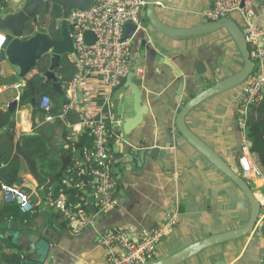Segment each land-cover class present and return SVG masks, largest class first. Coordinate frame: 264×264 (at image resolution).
I'll use <instances>...</instances> for the list:
<instances>
[{"label":"crops","instance_id":"1","mask_svg":"<svg viewBox=\"0 0 264 264\" xmlns=\"http://www.w3.org/2000/svg\"><path fill=\"white\" fill-rule=\"evenodd\" d=\"M8 1L0 0V5L5 8ZM212 6V0H157V13L162 22L169 26L191 28L208 22L205 13ZM16 11L17 9L12 8L7 13ZM257 14L258 24L264 28L262 6L257 7ZM239 18L242 24L240 15ZM142 20L148 23L146 10ZM158 37L161 43L154 46L155 52L165 61L171 62L182 74L184 92L178 95L180 82L176 73L155 60L151 70V84L143 89L142 107L145 109V116L140 125L131 128V130L137 128L131 135L132 143L138 144L135 147L138 150L154 147L165 150V158L161 163L163 167L157 160L152 159L146 160L140 166L139 159L134 160L133 171L130 167L129 171L120 167L119 174L123 176L121 189L131 190V194L121 203L118 211L109 209L108 212L100 213L94 204L92 193L89 190L82 191L85 197L82 207L97 208L96 215L83 211L94 223L76 233L69 224L66 229L63 228L66 222H55L54 228L60 234V238L58 239L57 233L52 235L53 241H58L57 245L51 247L56 250L54 264H109L110 255L123 253L121 247L116 246L109 250L99 242L103 234L113 229L127 228L131 238L137 240L143 230H154L174 220V225L158 245L155 261H159L201 240L239 230L248 224L251 208L241 190L202 157L174 126L177 115L188 100L239 72L244 66L243 59L235 43L233 42L236 49L233 45L231 48L222 31L184 41L171 40L160 34ZM135 60L140 61L141 55L139 49L133 47L131 69ZM65 62L73 64L69 57ZM64 63L61 64L59 81L67 96L77 73V66H74L75 73L71 81L63 85L61 72ZM158 68L162 69L163 75ZM145 72L148 73L146 64L141 63L138 75L143 76ZM37 73L38 70L35 69L27 78L20 79L18 71L7 59L0 58V171L9 167L8 163L11 164V171L14 174L19 171L17 181L8 182L2 179L0 186L7 183L21 188L35 205L34 212L26 215L27 220L24 223L20 222L18 219L21 216L18 219L16 215L13 217L14 213L19 211L18 205L4 203L0 193V213L3 216L0 217V234L8 232L7 237H0V264H8V259L12 256L18 258V263L15 264H22L31 256L30 253L28 255L24 253L29 248L28 244L21 238L17 239V236L19 233L23 237L33 233L32 229L41 225L42 217L49 218L47 212L49 207L57 209L54 204L61 198L60 195L54 196L55 186L63 179L74 176L73 173L83 162L78 151L75 152L65 175L63 173L62 178L48 191L47 185L50 178L59 173L62 166L60 157L70 153L68 148L70 145H77L79 140L85 137L83 149L93 147V137L87 134L88 122L101 121L110 128L112 133L110 143L115 135L113 98L119 88L111 93L104 85L102 77L97 74L82 78L75 87L80 111L70 110L73 122L67 123L64 116L63 118L60 116V119L54 116L53 120L48 122L46 116L44 118L42 114L37 113L38 99H35L32 92L34 86L31 79ZM43 80L44 85H50L53 92L52 84H45V79ZM125 82L126 79L124 84ZM243 88L240 86L207 100L186 119L188 127L236 171L240 168L239 160L244 141H248L246 132L244 133L239 126L241 114L239 99ZM53 93L60 96L59 112L66 116L67 113L64 111L61 113L63 97ZM12 103H16V107L9 113ZM134 115L133 113L132 116ZM66 131L69 135L71 131H77L78 140L75 143L70 141V137H66ZM39 136L46 142L48 150L54 154L53 161H56L54 167L40 172L45 180L31 170L30 160L25 156L29 154L32 158L30 152L36 149L49 154L43 150L42 140L33 138ZM24 143L26 147L23 146ZM18 147L25 155L17 154ZM120 152H124V149L121 148ZM55 167L59 169L57 173ZM115 179L117 199L116 175ZM248 182L254 192H258L259 198L260 195L264 196L262 192L264 179ZM43 183L45 186H41ZM4 209L13 212L10 213V217L3 213ZM67 209L72 211L77 208L66 206L65 211ZM258 224L257 229L251 234L205 249L181 264H264V232L261 230L264 221ZM43 230L41 228L40 233H43Z\"/></svg>","mask_w":264,"mask_h":264},{"label":"water","instance_id":"2","mask_svg":"<svg viewBox=\"0 0 264 264\" xmlns=\"http://www.w3.org/2000/svg\"><path fill=\"white\" fill-rule=\"evenodd\" d=\"M94 1L95 0H9L5 8H1L0 5V31L8 32V35L12 37V40L6 44L4 49V54L8 63L18 71V77L20 79H25L47 57L49 59V66L46 71L40 73V76L45 79V84H52L53 92L58 93L63 97L61 113H63L64 108L69 104L68 97L65 95L59 81L61 64L64 56L67 57L72 55L76 61V56L73 54V36L70 32L67 19L69 18L70 13L75 9H90ZM146 2V19L148 23L142 21L140 25L128 23L125 26L124 38L131 40L132 48L139 49L141 60L134 61L133 67L126 77L125 84L114 93L113 98L114 120L116 126L114 139L110 143V147L115 158L114 174L117 177L116 190L118 205L116 204L109 208L113 209L111 211H118L121 203L131 194V190L124 191L121 189L123 176L119 174L120 167H123L126 171H129L130 167V170L133 171L134 166L132 163L134 160L138 159L139 166L141 163L143 164L146 162V160L151 159L157 160L160 166H162L161 163L165 158L166 151L159 147L146 148L144 150L136 149L135 147L138 144L132 143L131 135V133L137 129L135 128L131 130V128L140 125L145 116V109L142 107L143 89L151 84L150 76L154 62L160 61L165 64V66L170 67L176 73L180 82L178 95L180 96L184 92V77L182 74L174 68V65L171 62L165 61L161 55L156 54L155 52L154 46L161 43L158 35L160 34L175 41H184L224 30L232 38L244 63L243 68L236 74L206 88L188 100L177 115L174 126L180 135L202 157H204L241 190L250 204V219L244 228L214 235L205 240H201L168 258L150 263L181 264L205 249L245 237L254 232L259 226L257 223L262 213V204L257 198L250 183L241 175V169L239 168L237 171L232 169V167L217 152L202 141L188 127L186 122L187 116L202 103L224 92L242 86L253 72H256V70L255 64L250 56L249 47L245 40L243 29L234 20L227 17L214 22L208 21L203 24H198L191 28H174L162 22L159 18L157 13V0H146ZM47 4H54L61 9L60 40H55L51 36L49 29L42 26L38 21L37 11ZM12 8L17 9V11L7 13L8 10ZM29 21H32L35 24V33L31 38L26 39L24 37V29ZM86 36L89 44H92L95 41L93 33L89 32ZM141 63H145L146 70H148V73L145 72L143 76L138 75V68ZM158 69H160V74L163 75L162 69ZM154 71L155 70L153 69V72ZM15 107L16 103H12L9 107V113L13 112ZM133 113L135 114L134 116H132ZM5 115H7V113ZM129 130L131 131L128 132ZM90 133L91 130L88 129L87 134ZM84 138L79 140L77 145H70L68 147L70 151L69 154L60 157L62 161L60 171L55 177L50 178L47 188H50L62 178L63 173L69 168L75 156V152L78 151L79 154L83 156ZM121 148L124 149V152H120ZM109 209L104 212H108ZM81 211H87L92 215L97 214V208L94 206L88 208L81 207L73 209L72 211L67 209L65 212L49 207V210H47L49 218L46 219L42 217L41 225L33 228V233L25 237L19 233L17 239L21 238L22 241H25L29 246L28 250H25L24 253L26 255L29 253L31 254V256L22 264H54L56 250H53L51 247L58 244V241H53L54 239L52 238V235L57 233L54 228L55 222H66V224L63 225V228L66 229L68 227V221L67 216L65 215H71ZM100 216L101 215H99L98 218H100ZM41 228L44 229L43 233H40ZM261 230L264 232V225L261 226ZM7 235L8 232H4L0 234V237H7ZM57 235L59 239L60 234L57 233ZM63 237L64 236H62V238Z\"/></svg>","mask_w":264,"mask_h":264},{"label":"built area","instance_id":"3","mask_svg":"<svg viewBox=\"0 0 264 264\" xmlns=\"http://www.w3.org/2000/svg\"><path fill=\"white\" fill-rule=\"evenodd\" d=\"M212 1L213 6L205 13L208 21L229 18L235 13L241 16L245 40L255 64L256 72L254 71L245 82L239 99L241 110L239 126L245 133L251 108L264 102V28L258 24L257 14L258 6L264 9V0ZM146 7V0H95L90 9H75L70 13L67 23L73 36V54L76 56V61L72 55L68 57L77 66V73L67 95L69 104L64 109L65 113L70 110L80 111L75 87L82 78L91 74L100 75L111 93L122 86L131 70L132 53L131 40L124 38L125 26L128 23L140 25ZM89 32L93 33L95 38L92 44L87 41L86 35ZM6 44L7 34L0 31V52ZM109 105L111 109V102ZM40 108L46 113V120L51 122L54 116L52 115L53 103L49 96H43L40 99ZM88 127L94 144L91 148L83 149V162L73 173L74 176L63 179L61 182V200L54 204V207L61 212H65L66 206L81 208L85 201V197L82 196L78 204H70L69 197L63 193V188H73L80 192L89 190L100 213L117 204L114 158L110 147L111 129L101 121H90ZM77 140V131H72L70 141L75 143ZM239 163L241 175L245 180L254 182L264 179V172L256 164L247 140L244 141ZM255 193L262 204L263 211L259 223L264 221V196L260 195L261 198H259L258 192ZM1 196L4 203H16L23 215L34 212L35 205L30 196L15 185L2 183ZM66 216L69 226L76 233H80L94 223L83 211ZM174 223V220H171L154 230H143L137 240L131 238L127 228L113 229L103 234L99 242L109 250L116 246L123 250L121 254L110 255L109 264H150L156 260L158 245Z\"/></svg>","mask_w":264,"mask_h":264},{"label":"trees","instance_id":"4","mask_svg":"<svg viewBox=\"0 0 264 264\" xmlns=\"http://www.w3.org/2000/svg\"><path fill=\"white\" fill-rule=\"evenodd\" d=\"M53 7L52 10H49V7ZM37 17H38V21L42 26L48 27L50 30V34L51 36L55 39V40H60L61 38V31H60V25L58 23H60L61 17H62V12L61 9L54 5V4H47L46 6L40 8L37 11ZM58 21V23H57ZM35 33V24H33L32 21H29L26 25H25V29H24V37L26 39L31 38ZM12 40V37L10 35L7 36V41L8 43ZM68 57V56H67ZM0 58L1 59H6L5 55H4V50L0 53ZM67 58L63 59V63L65 62ZM49 66V59L46 57L38 66H37V70L38 73L35 74L33 76V78L31 79V82L34 86L33 88V95L35 97L37 103H36V109H37V113H40L43 115V117L45 118L46 113L44 111H42V109L40 108V98L43 95H49L51 97L52 103H53V110H52V115L55 116L56 118L60 119V104H61V98L60 96H58L57 94H54L52 92V87L49 86H45L44 85V80L43 78L40 76L41 72H44L47 70ZM75 64H68L67 62L64 63V66L62 68V80L61 83L63 85H67L64 84L65 82L68 83L71 81V79L73 78V75L75 73V68H74ZM125 81V79H124ZM124 81L122 83V85L124 84ZM71 111L67 112V115H63L64 116V120L69 123V122H73L72 118H71ZM74 113V112H73ZM75 123V122H74ZM71 123V124H74ZM72 132V131H71ZM41 133V131H40ZM42 134V133H41ZM71 134V133H70ZM246 135H247V139L250 143V151L256 161V164L263 170L264 172V102L260 103L257 106H254L253 108H251L250 111V116L247 119V124H246ZM70 137L69 133L66 131V137ZM33 138H40V140H42V137H33ZM12 139V138H11ZM43 150L44 151H48V155L47 153L44 154V152L36 149L30 152V154H32V158L29 157L28 155H25L22 153V151L20 150V148H17V154L19 155H25L29 160H30V168L32 171H34L37 176L39 178H43L44 176L40 173L42 171H47V168H50L51 166L54 167L56 165V161H53L52 158H54V154L52 152H50L48 150L47 144L44 140H42L41 142ZM24 147H26L25 143L23 144ZM44 160H47V162L45 163ZM9 167H7L6 169H2L0 171V181L2 179H5L6 181L10 182H14L18 180V174L19 171L17 170L15 172V174L11 171V164L8 163ZM58 166V165H57ZM57 167H55L56 169ZM59 171V169L57 168V170L55 171V173H57ZM67 171L64 172V175ZM45 180V179H44ZM41 186H45V184L43 183ZM55 191H54V196L57 197L60 195V190L61 188V182L57 183L55 186ZM51 188L46 189L47 191L50 190ZM0 193H1V186H0ZM63 193H65L68 197H69V203L70 204H78L80 201V198L82 196H84V193L78 190H75L73 188H63ZM3 213L7 215V217H10V213H13L12 211L9 210H3ZM2 213V214H3ZM17 217V219L21 216V218H19L18 220L20 222H23L27 220L26 215L22 216L20 210L14 213L13 217ZM0 217L1 213H0ZM18 263V258L17 257H10L8 259V264H15Z\"/></svg>","mask_w":264,"mask_h":264},{"label":"rangeland","instance_id":"5","mask_svg":"<svg viewBox=\"0 0 264 264\" xmlns=\"http://www.w3.org/2000/svg\"><path fill=\"white\" fill-rule=\"evenodd\" d=\"M45 6H46V5H45ZM43 7H44V6H43ZM41 8H42V7H41ZM52 9H53L52 6L49 7V10H52ZM229 18L232 19V20H234L235 22H237V24H238L242 29L244 28V26L241 24V21H240L239 15H238L237 13L230 15ZM58 21H60V23H58ZM58 21H57V23L60 25V24H61V19L58 20ZM221 31H222V35H223V37L225 36V37L229 40L228 43L231 44V45H230L231 48H232V45H233L234 48H235V45H234L232 39L230 38V36L228 37L227 32L224 31V30H221ZM4 33L8 34V32H4ZM222 41H223V39H222ZM235 49H236V48H235ZM66 58H68V57H66ZM244 85H245V83H244L242 86L244 87ZM262 192L264 193V189L262 190Z\"/></svg>","mask_w":264,"mask_h":264},{"label":"clouds","instance_id":"6","mask_svg":"<svg viewBox=\"0 0 264 264\" xmlns=\"http://www.w3.org/2000/svg\"><path fill=\"white\" fill-rule=\"evenodd\" d=\"M7 36H8V35H7ZM246 181H247V180H246ZM247 182H248V181H247ZM257 225H258V223H257ZM257 225H256V226H257Z\"/></svg>","mask_w":264,"mask_h":264}]
</instances>
